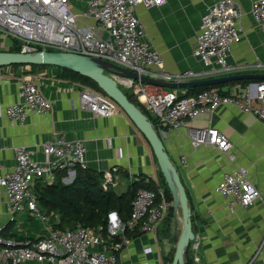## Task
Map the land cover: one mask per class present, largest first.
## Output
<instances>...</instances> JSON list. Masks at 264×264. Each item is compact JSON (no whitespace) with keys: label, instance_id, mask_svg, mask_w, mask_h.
Masks as SVG:
<instances>
[{"label":"built area","instance_id":"obj_1","mask_svg":"<svg viewBox=\"0 0 264 264\" xmlns=\"http://www.w3.org/2000/svg\"><path fill=\"white\" fill-rule=\"evenodd\" d=\"M166 0H87L86 5L73 10L71 0H0V32L20 42V53L52 49L76 53L113 63L138 76L167 82H182L231 75L247 65L228 61L230 48L240 40L239 18L241 7L236 0H217L201 16L195 37L193 55L202 69L169 72L158 51L144 39V25L135 13L137 4L146 9ZM250 13L264 33V0H252ZM40 47L41 49H38ZM49 51V50H48ZM252 67L264 70V63ZM12 66L0 67V82L5 80ZM109 75L130 93L155 119L158 126L169 130L180 129L185 120L220 106L233 105L252 113L264 123V80L236 85V91L221 93L217 88L203 89L192 95L180 94L148 84L116 72ZM20 100L5 107V116L22 122L29 112L46 113L52 102L38 90L31 77L25 76L19 85ZM79 104L82 109L106 118L117 113L119 107L103 93L87 85H79ZM1 115V110H0ZM193 147L210 146L225 152L230 141L216 127L208 126L187 132ZM44 160L38 161L24 145L14 147V169L0 174L11 213L26 211L43 223L45 234L35 239L16 241L3 235L0 224V264H118L121 248L128 242L122 236L124 224L116 210L106 215V236L91 226L77 224L72 229L56 230L50 219L37 206L33 184L39 179L51 183L58 171L66 170L65 182H71L75 167L86 168V148L81 140L59 136L41 146ZM184 161V157H181ZM111 172L104 173L103 188L107 189ZM229 210L236 205L250 206L259 197L247 169L237 167L223 174L216 184ZM173 201L167 200L163 186L139 189L131 202L128 227L140 225L143 232H154L170 214ZM120 236L121 241L109 239ZM146 248L144 253L149 252ZM260 248L244 264H255ZM264 264V258L261 259ZM157 264V263H153Z\"/></svg>","mask_w":264,"mask_h":264},{"label":"crops","instance_id":"obj_2","mask_svg":"<svg viewBox=\"0 0 264 264\" xmlns=\"http://www.w3.org/2000/svg\"><path fill=\"white\" fill-rule=\"evenodd\" d=\"M78 1L79 4L71 2L73 10L83 8L87 2ZM216 1L166 0L150 9L141 4L135 6V13L144 25V39L160 53L167 71L202 69L193 55L195 37L201 16ZM236 1L241 7L238 23L241 37L231 45L228 61L247 65L233 74H264V70L252 67L255 62L264 63V33L250 13L252 0ZM9 46L2 42L0 50L8 51ZM58 73L56 66L36 68L34 71L30 66H19L14 67L0 82V174L14 169V147L24 145L32 151L36 160L42 161V144L63 136L83 142L86 168L111 172L108 189L112 186L120 193L139 174L161 183V172L152 148L129 117L121 109L106 118L82 109L79 84L60 79ZM25 76L32 78L40 93L52 102V107L46 113L29 112L22 122H17L8 119L4 110L7 105L20 100L19 85ZM236 85H226L222 89L232 93L236 91ZM186 90L178 89L180 94H185ZM208 126L216 127L227 136L230 141L227 151L191 145L187 132ZM156 131L177 168L188 196L195 230V238L188 249L191 264H244L258 248L259 257L255 264H262L264 123L252 113L243 112L233 105H224L185 120L178 130L157 125ZM182 156L184 161L181 160ZM240 166L247 169L260 195L250 206L236 205L229 210L215 187L224 173ZM119 187L123 189L119 190ZM0 224L6 236L18 242L45 234L39 219L26 211L11 213L2 187ZM159 226L154 232H143L128 240L119 251L118 264H168L169 259L173 258L182 226L180 208L175 213L173 210L170 218ZM146 248L150 251L144 253ZM23 264L36 263L30 261Z\"/></svg>","mask_w":264,"mask_h":264},{"label":"trees","instance_id":"obj_3","mask_svg":"<svg viewBox=\"0 0 264 264\" xmlns=\"http://www.w3.org/2000/svg\"><path fill=\"white\" fill-rule=\"evenodd\" d=\"M38 49L41 48L38 47ZM19 50L20 42L12 39V43H10L8 51L18 52ZM47 50L54 51L52 49ZM19 66L21 65H12L13 68ZM46 66L52 65H30V68L31 71H34L36 68H44ZM58 68V77L60 79L77 83L79 85H87L93 90L103 93L98 85L91 79L69 69L60 67ZM251 81L254 82L255 80H239L211 86L189 88L186 90L184 95H192L207 88H217L221 93H226L222 89L223 86L230 84L243 85ZM122 91L127 95L131 102H133L148 116V119L151 121L153 127L156 130L157 123L155 119L144 109V107L131 93H127L123 89ZM66 175V170H61L56 172L53 182L46 183L43 180L37 179L33 184V192L36 195L37 206L41 212L49 217L54 229H72L77 224L91 226L95 229L101 226L102 228L100 232L103 236H106V215L110 210H116L121 221L125 225L122 236H124L127 240H130L140 236L143 233V231L140 230L139 224L129 228L127 222L130 217L131 202L134 199L136 192L142 188L154 190L156 182L153 179L148 178L143 174H139L137 177L129 181L124 191L117 193L113 188H103L104 173L101 171L77 166L75 167V174L71 182L63 181V178ZM160 177V184L163 186L164 196L167 200L172 201L171 193L161 173ZM172 211L173 208L165 219L170 218ZM191 220H193L192 215ZM4 232L5 231L3 229L2 233L4 236H6ZM109 241L112 243L120 242L121 237L116 236L112 239H109ZM188 249L189 246L186 249L184 264H191V260L188 256ZM171 260L172 258L169 259L170 262ZM170 262H168V264H170Z\"/></svg>","mask_w":264,"mask_h":264},{"label":"water","instance_id":"obj_4","mask_svg":"<svg viewBox=\"0 0 264 264\" xmlns=\"http://www.w3.org/2000/svg\"><path fill=\"white\" fill-rule=\"evenodd\" d=\"M12 65H52L76 72L94 81L101 91L112 99L119 109L129 117L152 148L160 172L171 193L174 213L178 208L181 210L182 226L177 236V243L171 264H184L186 249L195 238L194 225L191 220L192 212L188 204V196L185 187L181 181L177 168L171 161L161 138L148 119V116L129 100L127 95L119 87L117 80L111 77L109 73L116 72L132 78H139L148 84L168 89H189L239 80H264V74L243 73L208 79L167 82L143 75L138 76L136 73L113 63L76 53L48 50L20 53L0 50V67Z\"/></svg>","mask_w":264,"mask_h":264},{"label":"rangeland","instance_id":"obj_5","mask_svg":"<svg viewBox=\"0 0 264 264\" xmlns=\"http://www.w3.org/2000/svg\"><path fill=\"white\" fill-rule=\"evenodd\" d=\"M71 2L73 3V2H77L78 4L80 3V1H78V0H71ZM4 43V44H10V43H12V39L10 38V37H8V36H6L4 33H2V32H0V44L1 43ZM125 92H127V93H130V90L129 89H126V88H124L123 86H121V85H119ZM110 188H113L112 186H110ZM119 190H122L123 189V187L121 188V187H119L118 188ZM165 220V219H164ZM164 220L160 223V225L162 226L163 225V222H164ZM160 227V226H159Z\"/></svg>","mask_w":264,"mask_h":264}]
</instances>
